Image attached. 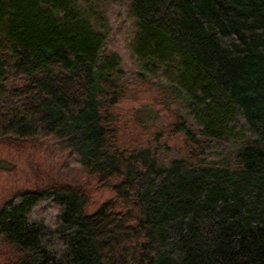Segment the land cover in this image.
I'll return each mask as SVG.
<instances>
[{"label":"trees","instance_id":"1","mask_svg":"<svg viewBox=\"0 0 264 264\" xmlns=\"http://www.w3.org/2000/svg\"><path fill=\"white\" fill-rule=\"evenodd\" d=\"M134 84L165 155L121 139ZM48 140L113 197L14 194L1 264H264V0H0V145Z\"/></svg>","mask_w":264,"mask_h":264},{"label":"rangeland","instance_id":"2","mask_svg":"<svg viewBox=\"0 0 264 264\" xmlns=\"http://www.w3.org/2000/svg\"><path fill=\"white\" fill-rule=\"evenodd\" d=\"M157 95L148 85L134 84L114 110L119 117V134L126 145H152L165 155L166 146L176 148L181 143L165 137L154 140L155 133L169 123L168 113L154 103ZM54 182L84 187L90 195L88 213L95 212L113 197L110 189L100 188L93 178L67 162L66 151L57 149L52 140L22 150L0 145V206L18 192L43 188Z\"/></svg>","mask_w":264,"mask_h":264}]
</instances>
